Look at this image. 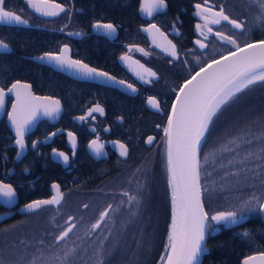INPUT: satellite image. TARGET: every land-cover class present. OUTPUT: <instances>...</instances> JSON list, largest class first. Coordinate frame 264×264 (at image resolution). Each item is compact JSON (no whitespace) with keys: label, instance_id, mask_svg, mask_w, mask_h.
<instances>
[{"label":"flooded vegetation","instance_id":"obj_1","mask_svg":"<svg viewBox=\"0 0 264 264\" xmlns=\"http://www.w3.org/2000/svg\"><path fill=\"white\" fill-rule=\"evenodd\" d=\"M101 1L106 0H50L64 11L48 18L32 11L28 0H4L5 9L20 15L27 24H0V41L10 47L9 52H0V87L7 91L13 83L24 82L31 85L36 95L55 97L61 102L62 99L71 100L68 109L62 102L64 112L59 122L67 114L72 125L68 129L59 126V122L42 121L49 123L51 129L53 126L54 130L41 137L37 134L38 126L26 137L22 156L9 129L12 143H0V183L10 184L16 196L11 201L3 198L7 204L15 203L13 207L8 208L0 202V215L13 213L0 223V229L32 227L45 219L52 226L51 235L55 242L71 224L75 225L69 236L57 243L75 239L74 234L80 226L90 229L88 240H95L94 235L110 221L113 211L143 207L149 195L164 191L168 174L164 128L178 89L202 66L235 51L231 45L217 39L214 33L220 31L233 37L241 47L264 39V24L257 19L261 15L258 0H208L207 7L213 11L222 8L225 15L243 25L241 31L227 21H221L208 25L211 33L204 27V20L196 15V5L204 7V0H165L167 6L153 12L151 19L141 11L144 0H108L121 3L128 10V19L124 22L115 19L101 21ZM96 24H112L116 31L111 36L102 34L94 27ZM152 24L161 29L175 46V60L154 48L144 34L143 29ZM197 24L201 25V30H197ZM201 31L207 35L206 40ZM198 40L207 46L201 49ZM23 45L25 50L21 51ZM65 46L72 59L105 72L126 85L131 84L136 91L129 88L126 92L88 79H74L33 59L59 54ZM17 55L30 63L33 79L5 81L2 66L19 59ZM123 56L129 59L122 60ZM145 69L155 76H150ZM47 80L63 82L65 91L60 96L49 94L48 88H38L37 91L34 84L38 86ZM150 98L159 102L161 111L148 106ZM12 103L13 98L8 96L6 113L1 119H5L6 124ZM97 106L103 109V114L97 111L89 115ZM68 133L75 136V148ZM52 134L54 136L47 140ZM149 137L152 138L151 144L147 143ZM93 140L103 145L99 156L88 147ZM119 144L127 148L126 156L120 155ZM59 152L69 157L67 167L63 165L62 157L56 155ZM53 184L59 188L61 198L58 204L42 205L29 214L20 212L36 200L58 195ZM71 192L75 196L70 202ZM133 196L136 199L130 202L129 198ZM138 197L144 205L137 204ZM105 211H108L107 217L99 228L93 230L92 226L100 221ZM71 212L73 214H69Z\"/></svg>","mask_w":264,"mask_h":264},{"label":"snow or ice","instance_id":"obj_2","mask_svg":"<svg viewBox=\"0 0 264 264\" xmlns=\"http://www.w3.org/2000/svg\"><path fill=\"white\" fill-rule=\"evenodd\" d=\"M261 9V15L257 18L264 24V0H258ZM29 5L38 13L44 16H56L64 9L50 0H28ZM205 6L196 5L198 9L196 15L204 20V27L209 33L212 29L209 24H220L221 21H227L233 28L243 31L242 23L230 19L224 14L223 9L213 11L207 7L208 0H204ZM4 0H0V23L26 25L27 21L22 19L20 15L6 10ZM165 0H144L141 11L151 16L153 12L165 8ZM96 29H103L104 34L111 36L116 29L112 24H96ZM197 30H201V25L197 24ZM145 32L159 33V29L155 24L144 29ZM201 34L204 35L203 31ZM162 36L163 33H160ZM217 39L231 45L235 51L229 52L227 55L219 59H213L210 63L202 66L196 71L190 79L178 89L175 103L172 105L171 115L167 118V127L164 128L167 145V171L169 174V185L172 189V218L170 230L167 236L166 257H161L162 264H201V256L207 252V246L204 241L206 234L215 231L209 223V219L217 225L223 222L224 225L238 223V213L235 211L218 212L210 218L208 213L204 211L201 203V185H200V162L199 152L202 142L206 139L213 118L221 111L222 107L232 101L238 93L255 84L256 82H264V39H260L251 43H245L243 47L237 43L236 39L229 35H225L220 31L214 33ZM208 37L204 35L206 40ZM171 45V42H168ZM201 49L207 45L201 41H197ZM8 45L0 41V50H7ZM170 55L176 58L177 53L175 46L171 45ZM142 51V50H141ZM47 59L54 61L60 68L73 69L84 77H104L107 80L113 79L105 72H98L95 68L89 67L80 60L72 59L69 56V49L65 46L60 50L59 54H46L40 57L41 60ZM122 60H128L129 57L123 56ZM143 67V66H141ZM148 72L147 69H145ZM150 76L155 73L148 72ZM140 79H143L141 76ZM120 83H123L122 81ZM132 91V85H127ZM8 93H12L16 97V103L12 105V110L7 113L11 127L15 131L16 144L21 151L25 148V134L29 131L33 123L39 115L54 118L60 112V104L58 100H51L48 97L35 96L31 92V86L13 83L7 89ZM6 92L0 88V110L5 107ZM148 103L153 108H159V104L155 99L150 98ZM100 112L103 109L99 106L91 109L92 112ZM85 119V117H80ZM75 148V137L72 133H68ZM235 139L230 143H235ZM251 141H249L250 143ZM147 143H152L149 137ZM35 147V144H33ZM89 148L97 155H101L103 145L97 140H93ZM120 155H127V148L124 144H119ZM264 151V148H262ZM62 157L67 164L69 157L63 152L56 153ZM231 163V161H229ZM235 174V173H233ZM57 190L58 195L52 199L36 200L27 205L29 211L39 209L42 205L58 204L60 201L59 188L56 184L52 185ZM127 195V194H125ZM0 196L7 198L9 201L16 196L14 188L10 184L0 183ZM136 198L130 197V202ZM259 210L264 212V203L257 201ZM249 210L250 202L248 204ZM107 216V212L101 214L100 221L94 224L93 230L100 227V223ZM243 218V217H240ZM75 227L71 224L57 238V242L64 240ZM247 236L248 233H243ZM68 255L67 253L65 254ZM259 259L264 264V256L259 258L249 257L244 260L243 264H253ZM103 264V261H99Z\"/></svg>","mask_w":264,"mask_h":264},{"label":"trees","instance_id":"obj_3","mask_svg":"<svg viewBox=\"0 0 264 264\" xmlns=\"http://www.w3.org/2000/svg\"><path fill=\"white\" fill-rule=\"evenodd\" d=\"M127 13L129 14L128 10L121 3H113L108 0L100 3L99 18L101 21L115 19L119 20V22H124L128 19ZM27 43L24 45L28 46ZM24 45L20 48L21 51L25 50ZM29 64L21 59L8 61L2 66L1 74L5 81L20 78L31 80L33 75ZM34 86L37 91L38 88L41 89L43 87L45 90L48 88L50 89L47 91L49 94L57 96H60V93L65 91L63 82L60 81L48 82L47 80V82L40 83L38 86L34 84ZM70 101L62 99L66 109L70 107ZM169 107L170 105L167 110L170 109ZM247 110H250V112L246 113L245 111ZM252 110L255 111L253 112ZM244 112L246 118L242 119ZM216 119L218 122L214 123ZM219 122H221V128L229 124V131L221 130L220 132L217 126ZM70 125L72 123L69 121L68 115L65 114L59 122V126L71 129ZM51 130H54L53 126L51 129L49 123L43 122L38 128L37 134H40L41 137H46ZM226 135H234L238 143H243V145L240 144L239 149L244 152L238 162L240 163V168L235 169L230 177L235 179L238 176L237 173H240L245 178V185H250L246 187L250 191H253L255 186L260 185L262 189L258 188L256 191L254 190V193H260V200H262L264 197V151H262V148H264V82L258 81L238 93L232 101L222 107L210 125L201 150V181L204 204L209 216L212 213V209L214 211L213 214L232 211L225 206V202L231 201L230 194L232 193L228 190L225 191L222 187V184L226 183L227 179L223 177L224 171L220 165L215 166L213 174L219 175L218 180L221 183L216 187L217 190L212 195L208 191L210 171L207 159L204 157L209 145L216 143L215 138ZM12 140L11 131L7 127L5 119H3L0 121V143H12ZM249 141L251 142L249 143ZM202 154L204 155L202 156ZM234 179L231 181H234ZM168 181L169 175L167 174L165 191H160L154 196L149 195L146 204L143 202V205H145L142 208L138 210L132 208L117 210L118 214L111 218L113 224L101 228L94 235L95 240H88L87 236H80L81 239L76 241L69 238L63 243H57L51 233L46 234L51 236V239H48V236L40 239L39 236L35 238L28 236L30 230L24 233L27 236H19L22 233V229H0V264H19L14 262L15 255H11V257H8L6 253L3 255L4 250H9L11 253L17 252L20 257L26 259L32 258V253H35L37 257L54 258L55 262H60V264H99L101 260L103 264H162L161 257H166L165 249L168 243L167 236L172 218V189ZM70 194L69 200L71 202L75 193L71 192ZM157 206L161 207L163 215L159 226L155 229L154 209ZM238 221L233 226L223 229L219 235L208 238L207 253L202 264H240L245 257L264 252V225L260 214L256 213L242 220L238 219ZM40 224L44 228L51 225L45 219L38 225ZM44 230L46 231L47 229ZM133 230H137L134 240L131 239L134 235ZM245 232L248 233L247 236L243 235ZM102 239L103 241H101ZM81 244L88 250L85 253L84 262H79L78 259L79 255L83 254V250L79 246ZM77 249L82 252L78 253ZM71 250L72 254H70ZM66 253L68 254L67 256L65 255Z\"/></svg>","mask_w":264,"mask_h":264},{"label":"rangeland","instance_id":"obj_4","mask_svg":"<svg viewBox=\"0 0 264 264\" xmlns=\"http://www.w3.org/2000/svg\"><path fill=\"white\" fill-rule=\"evenodd\" d=\"M255 110H252V111L254 112ZM247 111H245V112L246 113L250 112V110H247ZM245 112H244V115H242L243 116L242 119L246 118ZM218 124H217V126L219 127L220 132H221V130L229 131L228 130L229 124L222 126V128L220 126L221 122H219ZM215 139L217 140V141L215 140L216 143H211L209 145V149L207 150L205 155L202 154V156L204 155V157L207 159V163H208L209 171H210L209 180H208V186H209L208 191L212 195L217 190L216 187L219 186V184L221 183L218 180L219 175L213 174L215 166L220 165V167H222V169L224 171L223 177H225L227 179L226 183L222 184V187L225 189V191L228 190L229 192L232 193V194H230L231 201L225 202L226 208L229 210L237 212L238 213V219L242 216H247V215L251 216V215H254L256 213L260 214L261 211L259 210V205H258L257 201L263 203L264 197L262 200H260V197H261L260 193L255 194L254 192L258 188L262 189V188H260L261 186L257 185V186H255V189H254L255 191L254 190L250 191L249 188L248 189L246 188V187H249L250 185H245L246 184L245 178L242 177V175H240V173H237L238 176L235 179L233 177H230L231 173L234 172L235 169L237 170L238 168H240V163H238V162L241 160L240 156L243 155L244 152L242 150H240L239 148H240V144L243 145V143H238V140L235 139L234 135L220 136V138H215ZM234 139L236 142L230 143V141H232ZM229 161H231V163H229ZM205 163H206V160H205ZM216 171H217V169H216ZM238 171H240V170H238ZM232 179H234V181H231ZM156 189H157V187H156ZM249 202H250V208L254 209V210H249V206H248ZM211 212H210L211 213L210 216L208 215L209 218L212 216V214L214 212L213 209ZM117 214H118V211L112 212V214H111L112 216L110 215V221L106 224L107 227L109 225L113 224L111 218L112 217L114 218V216ZM155 214H156V216H155ZM242 214H244V215H242ZM162 215L163 214H162L161 207L160 206L155 207V209H154V217H155L154 218V226H155V229H156V227L159 226ZM213 215H215V214H213ZM260 217H261V215H260ZM261 219H262V217H261ZM209 223L212 225L213 229H215L216 227H225L223 222L221 224L217 225L215 222H213L209 219ZM106 225H103V227ZM44 229H47V230L45 231ZM28 230H30L28 233V236H31L33 238H35L36 236H39L40 239H41V237H43V239H44L45 236L49 237V235H46V234L51 233L50 231L52 230V226L50 225L49 227L44 228V226H42L40 224V225H36V226H32V227H25L21 230L22 233H20L19 236H27V234H24V233H27ZM43 231H45V232H43ZM89 232H90V229H88L87 227L85 228L83 226H80L78 232L74 234L75 239H73V241L81 239L80 236H87V234ZM132 232H134V235L132 236L131 239L134 240L137 230H133ZM101 235H102V233H101ZM101 241H103V239ZM131 242H134V241H131ZM79 246L81 247L80 249L83 250V254L79 255L78 259H79V262H84L83 260H84V258H86L85 253L88 250L86 247H83L82 244ZM79 246H78V248H79ZM76 251L78 253L82 252V251H79L78 249ZM148 252H149V250L147 251V254H148ZM5 253L8 255V257H11V255H13V256L15 255L14 262L19 263V264H34V263L35 264H60V262H55L56 260L54 258L46 257L44 255H43L44 257H37V256H35V253L34 254L32 253L33 257L28 258V259L20 257L19 253H17V252L11 253L9 250H4L3 255ZM70 254H72V250L70 251ZM70 262H72V261H70Z\"/></svg>","mask_w":264,"mask_h":264},{"label":"water","instance_id":"obj_5","mask_svg":"<svg viewBox=\"0 0 264 264\" xmlns=\"http://www.w3.org/2000/svg\"><path fill=\"white\" fill-rule=\"evenodd\" d=\"M28 4H29V3H28ZM30 8H31L32 11H34V12L37 13L38 15H40V16H44V15H41L40 13L36 12L31 6H30ZM56 16H57V15H56ZM44 17L51 18V17H55V16H44ZM147 18H148V19H151V18H152V15H151V16H148ZM0 24H3V25H13L14 23H13V24L0 23ZM156 27H157V26H156ZM157 28H158V27H157ZM158 29H159V28H158ZM143 32H144V34L148 37V39L151 41L152 46H153L154 48L158 49L159 52H161L162 54H164V55H166V56H168V57H170V58H172V59H174V60L177 58V56H176V58L172 57V56L170 55L169 51L165 50V49H168V47H170L171 45H173V43L171 42V40L169 39V37H168L164 32H162L161 29H159V33H155V32H152V33L145 32L144 29H143ZM100 33L104 34L103 29H100ZM160 33H163V35L161 36ZM169 41L171 42V45L168 43ZM169 50H170V49H169ZM9 51H10V47H9V46H8V49H7V50H0V52H9ZM225 55H227V54H225ZM225 55H224V56H225ZM42 57H44V56H42ZM221 57H222V56H221ZM219 58H220V57H219ZM219 58H217V59H219ZM33 59L36 60V61H38V62H40V63H42V64H44V65H47V66L51 67V68L54 69L55 71H59V72L63 73L64 75L70 76V77H72V78H74V79H81V78H84V79L92 80V81H94V82H96V83H98V84H100V85H102V86L116 88V89H118V90H122V91H126V92H128V90H129V88L127 87L126 84H124V83H120L118 80L114 79L113 77H112L113 79H111V80H107V79H105L104 77H84L83 75H81L80 73L76 72V71L73 70V69L60 68V67H58V66L55 64L54 61H49V60H47L46 58L43 59V60H41L40 58H33ZM209 63H210V62H209ZM197 71H199V70H197ZM98 72H99V71H98ZM194 74H195V73H194ZM194 74H193V75H194ZM190 78H191V77H190ZM190 78H189V79H190ZM20 83H21V84H27V83H24V82H20ZM184 83H185V82H184ZM184 83H183V84H184ZM183 84H182V85H183ZM28 85H30V84H28ZM30 86H31V85H30ZM0 88H1V87H0ZM5 92H6V97H5V107H4L3 110H0V120L5 116V113H6V104H7V98H8V96H11V97L13 98V103H12V105H13L14 103H16V97H15V95L12 94V93H8L6 90H5ZM31 92H32L33 95H35V96H39V95H36V94L33 92L32 87H31ZM177 94H178V92H177ZM177 94H176V96H177ZM176 96H175V98H176ZM39 97H48V98H50L51 100H58V101H59V104H60V112H59V114H58L57 116H55L54 118H50V117L44 116V115H42V114L39 115V116L37 117L36 121L33 123V125L31 126V128L29 129V131L25 134V139H26V137H27L29 134H31L32 132H34V131L36 130L38 124H39L40 122H42V121H48V122H50L51 124H57V123L59 122V120H60V118H61L63 112H64V108H63V105H62V102H61L60 99L55 98V97H51V96H39ZM153 99H154V98H153ZM155 100H156V99H155ZM156 101H157V100H156ZM157 102H158V101H157ZM174 103H175V99H174V101H173V104H174ZM147 104H148V106H149L150 108H152V109H154V110H157V111H161V110H160V106H159V108H153L149 103H147ZM158 104H159V102H158ZM173 104H172V105H173ZM11 110H12V106H11V109H10L9 113L11 112ZM171 110H172V107H171ZM171 110H170V114H169V115H171ZM6 119H7V125H8V127H9V129L12 131V133H13V135H14V137H15V131H14V129L11 127L10 121L8 120V116L6 117ZM54 134H57V133H54ZM54 134L50 135V136L47 138V140H50V139L54 136ZM72 135L74 136V134H72ZM74 137H75V136H74ZM15 141H16V137H15ZM15 141H14L15 145L19 148V146L16 144ZM25 143H26V141H25ZM203 143H204V141H203L202 144H201V149H200L199 157H198V158H199L200 165H201V150H202ZM19 149H20V148H19ZM20 151H21V149H20ZM23 152H25V148H24L23 151H21V153H20L21 156H22ZM21 156H20L18 159H20ZM60 162H62V161H60ZM63 165H64L65 167H67V166H68V162H67V164L63 163ZM200 174H201V168H200ZM200 185H201V203L203 204L204 211L207 212V211H206V208H205V204H204V197H203V189H202L201 175H200ZM55 196H57V195H55ZM55 196H54V197H55ZM3 198H4V197L0 196V202L3 203V204H5L6 207L10 208V207H13V206H14L15 203L7 204V203H5V202L3 201ZM263 203H264V202H263ZM36 210H38V209H36ZM36 210L29 211L28 208H27V206H26V207L22 208V210H20V212L23 213V214H29V213H32V212H34V211H36ZM105 212H106V211H105ZM12 214H13L12 212H8V213H5V214L0 215V223H2L4 220L8 219ZM261 217H262V221H263V223H264V212H261ZM215 229H216V230L213 231V232H210V234H206V238H205V241H204V243H205L206 246H207L208 238H209L210 236H214L215 234L218 233L219 229H218V228H215ZM70 233H71V232H70ZM70 233H69V234H70ZM69 234H68V236H69ZM68 236H67V237H68ZM67 237H66V238H67ZM60 241H62V240H60ZM60 241H59V242H60ZM205 254H206V253H204V254L201 256V264H202V261H203V259H204V257H205ZM261 256H264V253H257V254L251 255V256H249V257H257V258H259V257H261ZM249 257H247V258H249ZM247 258H246V259H247ZM244 260H245V259H244ZM244 260H243V262H244ZM243 262H242V264H243ZM253 264H261V261H260L259 259H257L256 261L253 262Z\"/></svg>","mask_w":264,"mask_h":264},{"label":"bare ground","instance_id":"obj_6","mask_svg":"<svg viewBox=\"0 0 264 264\" xmlns=\"http://www.w3.org/2000/svg\"><path fill=\"white\" fill-rule=\"evenodd\" d=\"M17 56H18V55H17ZM18 58L21 59L22 57L19 55ZM31 59H32V58H31ZM34 61H35V60H34ZM36 62H37V63H40V62H38V61H36ZM40 64H42V63H40ZM42 65H44V64H42ZM45 66H46V65H45ZM48 67H49V66H48ZM50 68H51V67H50ZM198 70H199V69H198ZM58 72H59V71H58ZM190 77H191V76H190ZM190 77H189V78H190ZM189 78H188V79H189ZM188 79H187V80H188ZM181 86H182V85H181ZM41 123H42V122H40V123L38 124V126H40ZM38 126H37V128H38ZM37 128H36V130H37ZM47 138H48V137H47ZM47 138H46V139H47ZM164 191H165V190H164ZM137 202H138L137 204H139V206H142V205H143V200H142L140 197H138ZM139 208H142V207H139ZM139 208H138V209H139ZM205 208H206V207H205ZM132 209H133V208H132ZM138 209H136V210H138ZM106 212H107V215H108V211H106ZM103 213H104V212H103ZM111 214H112V213H111ZM111 214H110V215H111ZM106 217H107V216H105V218H106ZM105 218H104V219H105ZM105 225H106V224H105ZM233 225H234V224H230L229 226L231 227V226H233ZM102 228H103V226H102ZM216 228L219 229L218 233L215 234L214 236H210V237H215V236L219 235V233H221V231H222L223 229H225V227H216ZM210 232H211V231H210ZM212 232H213V231H212ZM60 242H61V241H60ZM206 253H207V252H206ZM261 253H264V252H261ZM205 255H206V254H205Z\"/></svg>","mask_w":264,"mask_h":264}]
</instances>
